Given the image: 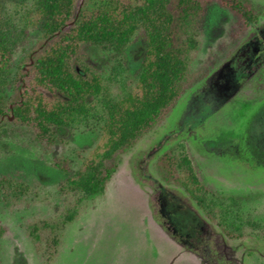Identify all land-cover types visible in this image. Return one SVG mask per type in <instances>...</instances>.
<instances>
[{
	"label": "rangeland",
	"instance_id": "1",
	"mask_svg": "<svg viewBox=\"0 0 264 264\" xmlns=\"http://www.w3.org/2000/svg\"><path fill=\"white\" fill-rule=\"evenodd\" d=\"M242 1L253 5L256 25L239 31L231 11L217 2L207 7L190 85L167 118L122 154L103 196L88 199L63 188L81 164L79 154L95 147L98 131L61 130V141L46 147L30 127L2 126L0 177L21 178L33 192L0 205V264H264V0ZM37 2L1 0L0 38L11 64L0 75V90L8 97L43 40L30 20ZM145 49L140 33L124 55L85 50L105 81L102 98L130 89ZM61 159L73 161L72 172L54 167ZM184 160L243 236H226L167 178L164 163L179 171ZM55 232L61 238L54 244Z\"/></svg>",
	"mask_w": 264,
	"mask_h": 264
},
{
	"label": "trees",
	"instance_id": "2",
	"mask_svg": "<svg viewBox=\"0 0 264 264\" xmlns=\"http://www.w3.org/2000/svg\"><path fill=\"white\" fill-rule=\"evenodd\" d=\"M212 2L239 19V31L256 25L257 12L242 0H38L30 20L42 28L43 40L21 66L13 94L8 97L0 90V129L7 123L30 127L46 147L61 141V130L98 131L95 147L79 154L81 164L63 188L88 199L103 196L122 154L167 118L190 85V68L201 45L199 22ZM1 12L0 0V18ZM140 33L146 49L133 85L120 97L102 98L105 81L87 63L85 50L124 55ZM10 64V52L0 38V75ZM72 164L61 159L53 165L69 173ZM164 164L167 178L185 189L226 236H243L235 233L239 231L235 230L238 226L234 228L236 222L215 209L212 191L189 162L184 160L179 171ZM32 192V186L21 178L0 177V205L22 200ZM77 213L66 216L64 223L73 221ZM4 234L0 226V239ZM59 237L55 232L54 244Z\"/></svg>",
	"mask_w": 264,
	"mask_h": 264
}]
</instances>
